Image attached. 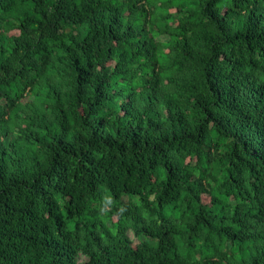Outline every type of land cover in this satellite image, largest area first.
I'll list each match as a JSON object with an SVG mask.
<instances>
[{"label": "trees", "instance_id": "trees-1", "mask_svg": "<svg viewBox=\"0 0 264 264\" xmlns=\"http://www.w3.org/2000/svg\"><path fill=\"white\" fill-rule=\"evenodd\" d=\"M0 264H264V0H0Z\"/></svg>", "mask_w": 264, "mask_h": 264}, {"label": "rangeland", "instance_id": "rangeland-1", "mask_svg": "<svg viewBox=\"0 0 264 264\" xmlns=\"http://www.w3.org/2000/svg\"><path fill=\"white\" fill-rule=\"evenodd\" d=\"M130 237H132V235H130ZM134 245H136V243ZM83 259H84V257H83V255H81L80 260H83Z\"/></svg>", "mask_w": 264, "mask_h": 264}, {"label": "clouds", "instance_id": "clouds-1", "mask_svg": "<svg viewBox=\"0 0 264 264\" xmlns=\"http://www.w3.org/2000/svg\"><path fill=\"white\" fill-rule=\"evenodd\" d=\"M81 255H82V254H79V255H78V259H79V260H80V256H81ZM83 257H84V256H83ZM84 258H85V257H84ZM83 260H84V259H83Z\"/></svg>", "mask_w": 264, "mask_h": 264}]
</instances>
